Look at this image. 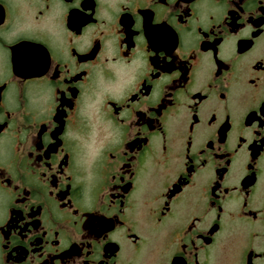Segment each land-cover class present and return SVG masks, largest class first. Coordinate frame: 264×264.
Instances as JSON below:
<instances>
[{"label":"flooded vegetation","instance_id":"flooded-vegetation-1","mask_svg":"<svg viewBox=\"0 0 264 264\" xmlns=\"http://www.w3.org/2000/svg\"><path fill=\"white\" fill-rule=\"evenodd\" d=\"M0 264H264V0H0Z\"/></svg>","mask_w":264,"mask_h":264}]
</instances>
